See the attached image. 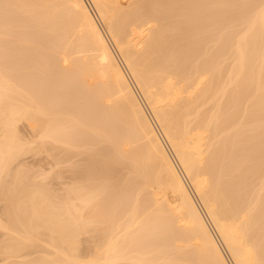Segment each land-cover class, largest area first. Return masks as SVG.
Masks as SVG:
<instances>
[{
  "label": "bare ground",
  "instance_id": "bare-ground-1",
  "mask_svg": "<svg viewBox=\"0 0 264 264\" xmlns=\"http://www.w3.org/2000/svg\"><path fill=\"white\" fill-rule=\"evenodd\" d=\"M92 1L97 17L88 0H8L26 11V20L16 9L3 12L4 21L0 17V174L19 148L15 123L28 110L33 111L32 125L39 129L42 142L48 140L60 148L70 145L76 140L74 131L71 139L66 136L70 129L79 130L78 139L82 135L92 147L114 142V164L131 161L136 176L117 188L107 182L112 189L107 185L111 191L104 201L98 186L85 180L69 185L61 206L42 190L28 201L16 200L17 206L9 203L13 207L8 206L7 212L20 210L12 218L25 225L26 233L6 247L17 253L21 264H173L175 251L186 264H264V195L254 197L251 179L259 176L264 165V0L251 1L256 6L252 14L243 13L253 5L244 1L243 7L249 5L239 12L242 18L237 0H138L130 11L123 0ZM98 18L107 24V33ZM241 19L246 27L239 35L236 22ZM18 21L26 31L18 24L16 28L26 36L17 32ZM18 33L25 36L20 41L34 45L29 44L40 54L36 56L44 68V62L47 67L55 64L53 53L58 48L70 44L68 52L76 53L73 59L62 53V63L70 62L69 69L61 68L62 88L68 90L66 112L56 105L60 92L51 88V79L23 71L21 44L12 40ZM208 49L213 50L211 56L204 55ZM199 52L207 58L200 59ZM253 80L259 85L254 92ZM255 92L260 93L257 101L252 99ZM251 99L254 103L247 106ZM212 100L216 103L210 111ZM243 100L252 121L243 112L239 119L261 122L254 124L262 130L250 128V136L245 133L247 127H236L241 120L234 121L236 109L232 107ZM52 102L57 108L50 106ZM228 108L235 111L224 116ZM227 128H234V133ZM60 159L55 165L58 173L63 169ZM116 165L109 169L120 164ZM2 182L0 192L5 188ZM4 191L12 201L10 192L15 191ZM110 207L126 210L122 221L111 220ZM3 221L0 215V227L9 229L10 225V231L19 226L12 219L7 226ZM99 226L104 231L101 244L90 258L80 257L76 237L84 230L95 233ZM43 228L60 258L53 260L50 255L52 262H26V254L20 253ZM157 235L162 236L160 242L155 241ZM146 240L149 249L145 250Z\"/></svg>",
  "mask_w": 264,
  "mask_h": 264
},
{
  "label": "rangeland",
  "instance_id": "rangeland-1",
  "mask_svg": "<svg viewBox=\"0 0 264 264\" xmlns=\"http://www.w3.org/2000/svg\"><path fill=\"white\" fill-rule=\"evenodd\" d=\"M244 1L245 2H251L252 0H237V11H238V14H239V16L242 14V9L244 8V7H246V6H248L249 5V3H248V5H247V3H246V6H244L243 7V5H245V3H244ZM9 2H10V0H9ZM8 2V0H6V1H4V0H0V9H2V11L0 10V13H2V15L3 16H0V17H2L3 19V21H4V16H6V14H7V10H13V11H15V9H16V11H17V14L19 13V15H20V18L22 19H25L26 20V17L24 18L23 17V15H24V9L21 7L20 9H19V7H18V5L16 6H14V4L15 3H13V4H11V3H9ZM89 2H90V4L92 5V7H93V9H94V11L93 12H95L94 14H95V16L97 17L98 15H97V7H95L94 5H95V3L93 4V1L92 0H89ZM123 2L124 3H126L125 5H124V8H126V10L127 11H130V10H132L134 7H135V5L137 4V2H138V0H123ZM243 2V3H242ZM252 2H254V0L252 1ZM251 2V3H252ZM256 2V1H255ZM9 3V4H8ZM258 3H261V2H258ZM89 4V5H90ZM253 5H250L251 7L249 8V7H246V9H247V11L246 10H243L244 12L243 13H245V12H249V11H251V12H249V13H253L254 12V10H251V9H255V7L256 6H254V3H252ZM13 5V6H12ZM239 5V6H238ZM241 5V6H240ZM257 5V4H256ZM260 4H258L257 6H259ZM16 7V8H15ZM18 7V8H17ZM91 7V6H90ZM253 7V8H252ZM10 8V9H9ZM22 9H23V11H22ZM245 9V8H244ZM6 11V14L5 13H3V12H5ZM20 11V12H19ZM253 11V12H252ZM241 14H240V13ZM25 13H26V11H25ZM245 14H248V13H245ZM26 16V15H25ZM19 18V19H20ZM241 18H242V15H241ZM21 19H20V21H21ZM239 19H240V17H239ZM24 20V21H25ZM243 20V21H242ZM20 21H18V23H15V28L17 27V24H18V26H19V22ZM98 21H99V23H100V25L102 26V28H103V30L107 33V31H108V27H107V24L103 21V20H101V19H99L98 18ZM239 20H237V22H236V25H237V23H238V26H236V27H238V28H236V29H238L237 31H236V29H235V31H236V33H239L242 29H244L245 30V27H244V25H246V23L244 22L245 20L244 19H241L239 22H238ZM22 22V21H21ZM21 22H20V24H21ZM164 21H162L161 23H163ZM243 22V23H242ZM23 23V22H22ZM103 23V24H102ZM157 24L156 23V26L158 27V26H161L162 24ZM32 24V23H31ZM33 25V24H32ZM153 25H155V24H153ZM155 26V27H156ZM4 27V26H3ZM20 28L19 29H21V27L22 26H19ZM30 27H31V25H30ZM156 27V28H157ZM5 28V27H4ZM129 28V27H128ZM17 29V28H16ZM241 29V30H240ZM21 30H25V29H21ZM129 30V29H128ZM19 30L17 29V32H18ZM26 31V30H25ZM243 31V30H242ZM19 32H21V31H19ZM23 33H24V31H22ZM21 32V33H22ZM225 32H226V29H225ZM27 33V32H26ZM19 34V33H18ZM17 34V35H18ZM25 34V33H24ZM241 34V32L239 33V35ZM20 36H18V37H21V38H16V34H14L13 36H15V38L16 39H12V37H11V39L12 40H17V42L18 43H20L21 44V48H18L17 46V48H18V53L21 55L22 53H23V55L21 56V58H22V62H23V71H26L27 72V74L28 73H31L32 75H34V76H38L39 74L41 75H44V76H47L48 77V79H51V88H55V90H56V93L57 92H60V96H59V99H60V104L59 103H57L56 105L59 107L58 109H61L62 110V112L63 111H67L68 110V103H67V98H66V96H67V93L68 92H66V90L67 89H63L62 88V84L61 83H63L64 84V77L62 78V75L61 74H63V71H62V69H64V67H66L67 69H69L70 68V62H69V64H68V62L67 63H65V64H63L62 62V58H65V56L63 57V54L65 55H67V59H69V58H71V57H73V55L75 56L76 55V53H69L68 51L69 50H71V48H69V47H71L70 46V44H68V46L66 45L65 46V48H58L57 50H59V51H57L56 49H54V50H56V52L54 51V56H55V58L57 57V59H54L53 61H55V62H52V64L53 63H55V64H53V65H49V67H47V65H46V62H44L45 64V68H47V69H45L44 68V66L42 65V63H43V61H42V63H41V61L40 60H38L39 59V57L38 56H40V54L39 53H35V51L37 52V50H32V48L34 47V45L32 44V43H30L29 41H26V40H23V41H20V39L22 40V39H24L23 37H25L26 36V34H25V36H23L22 37V35L21 34H19ZM28 35V34H27ZM207 35V34H206ZM204 36V35H203ZM14 38V37H13ZM73 38V37H72ZM19 40V41H18ZM72 40V39H71ZM71 40H69V43L71 42ZM26 42V43H25ZM16 43V41L14 42V44ZM18 43H16V44H18ZM209 43H211V42H209ZM208 43V44H209ZM23 44V45H22ZM26 44V45H25ZM29 44L32 46L33 45V47H31V46H29ZM211 44H214L213 42L211 43ZM211 44H209V46L211 45ZM219 44H220V42H219ZM205 45V44H204ZM29 46V47H28ZM203 46V45H202ZM206 46H207V44L205 45V47H204V51L208 48H206ZM212 46H214V45H212ZM211 46V47H212ZM219 46L218 44H216L215 45V48H217V47ZM64 47V46H63ZM35 48V47H34ZM215 48H214V50H215ZM20 49H22V50H20ZM27 49V50H26ZM64 49V50H63ZM203 49V48H202ZM211 49H213V48H211ZM218 49V48H217ZM31 50L32 51H34V53H32L31 52ZM209 50V52L207 51V52H205L206 54H204V55H206V56H209L210 55V53H212L213 52V50H211L210 51V49H208ZM62 51V52H61ZM64 51H66V52H64ZM27 52V53H26ZM202 52V51H201ZM201 52H199L200 54H202ZM55 53H57V54H55ZM63 53V54H62ZM67 53H69L70 55H68ZM209 53V54H208ZM27 54V55H26ZM39 54V55H38ZM79 54H82V53H78V55ZM199 54V55H200ZM202 54V58H200V59H206L207 57L206 56H204ZM36 55H38V56H36ZM58 55V56H57ZM198 55V54H197ZM33 56V57H32ZM53 56V57H54ZM77 56V55H76ZM75 56V57H76ZM211 56V55H210ZM0 57H1V55H0ZM74 57V58H75ZM200 57H201V55H200ZM32 58V59H31ZM196 58V57H195ZM194 58V59H195ZM71 59H73V58H71ZM197 59V58H196ZM199 59V58H198ZM199 59V60H200ZM204 59V60H205ZM30 60V61H29ZM199 60H197L198 62H199ZM221 61H222V59H220ZM36 61V62H35ZM70 61V60H69ZM195 61V60H194ZM0 62H2V60L0 59ZM33 62V63H32ZM41 63V65H40V63ZM71 62H72V60H71ZM201 62V61H200ZM227 62V61H226ZM226 62H224V64H228V63H226ZM38 63V64H37ZM51 63V62H50ZM194 63V62H193ZM2 64V63H1ZM37 64V65H36ZM48 64V63H47ZM39 65V66H38ZM55 65V66H54ZM61 66V67H59V66ZM63 65V66H62ZM53 66V67H52ZM258 66V65H257ZM41 67V68H40ZM51 67H52V69H51ZM56 67H58L57 69H55ZM69 67V68H68ZM34 68V69H33ZM42 68H44V69H42ZM59 68H60V72H59ZM62 68V69H61ZM65 68V71L67 70ZM224 68H225V66H224ZM39 71V72H35V71ZM22 71V72H23ZM53 71V72H52ZM56 71V72H55ZM223 71H225V70H223ZM223 71H222V73H223ZM50 72V73H49ZM55 72V73H54ZM24 73V72H23ZM52 73V74H51ZM25 74V73H24ZM29 75V76H32V75ZM37 74V75H36ZM60 74V75H59ZM223 75H224V73H223ZM33 76V77H34ZM57 77V78H56ZM62 80V81H61ZM254 80H256V79H254ZM254 80L252 81V83L251 84H253V85H250L251 86V90L254 88L255 89V87L257 88V86H259L257 83H256V81H255V83H253L254 82ZM55 84V85H54ZM53 85V86H52ZM250 86H249V88H250ZM56 87H58V88H56ZM50 88V89H51ZM254 89H253V92H254ZM55 90L53 91L54 93H55ZM59 90V91H58ZM63 90V91H62ZM68 91V90H67ZM249 91V93L251 92L250 91V89L248 90ZM256 91V90H255ZM263 91V90H262ZM262 91H259L260 93L262 92ZM62 92V93H61ZM252 92V94H254ZM257 92V91H256ZM256 92H255V94H256ZM260 93H258V94H256V95H254L253 97H252V99L253 98H255L254 100L255 101H257V97L256 96H259V94ZM58 94V93H57ZM251 94V93H250ZM249 94V95H250ZM262 94V93H261ZM56 95V94H55ZM250 97V98H251ZM250 100V101H245V100H243L242 102L244 103H240V104H238L237 106H233L232 108H235L236 109V114L238 115H236L235 114V120L234 121H236V120H238L239 118H240V116H243V113H244V115L245 116H247L251 111L249 110V113L246 111V108H247V106L249 105V106H251L250 105V103H254V102H252L253 100ZM248 100V99H247ZM214 101V102H213ZM75 102H76V99H75ZM246 102H247V106H246ZM64 103V104H63ZM214 103H216V100H212L211 102H210V105H209V108H207V105H205L206 107L204 108V109H206L207 108V110H210L211 111V107H213V105L212 104H214ZM56 106L53 102H52V104H50V106L52 107V106ZM243 105V106H242ZM57 106L55 107V108H57ZM242 106V107H241ZM62 107V108H61ZM231 107V106H230ZM237 107H240V108H237ZM242 108H244L243 110L244 111H246V112H244V111H241L242 110ZM250 108V107H249ZM252 108V107H251ZM32 109V108H31ZM65 109V110H64ZM67 109V110H66ZM229 109V108H228ZM226 110L225 112H227V114L225 113L224 114V116H226V115H228V112H232V110L233 111H235V109H229V110ZM239 109V110H238ZM30 110V109H29ZM33 110V109H32ZM57 110V109H56ZM148 110V109H147ZM238 111V112H237ZM241 112H243L241 115H239ZM29 113V114H28ZM31 113V114H30ZM245 113H248V114H245ZM62 114V113H61ZM33 116V111H31V112H28V110H27V113H26V117H24V119L22 118V119H20V121H18L17 122V124L15 123V125H17V129H18V132H19V135H20V138H21V142H20V145H19V148L17 147V149L18 150H16L17 152L14 154V156L13 157H10V160H8L7 162H8V164L6 165L5 164V168L2 170L3 172H1V174H0V180L2 179L3 180V184H4V186H5V188H1L2 189V191L0 192V215H1V217H2V220H4L3 221V223H5L4 225H6V223L8 222V220L10 219H12V221H14L15 219H13L14 218V215H15V213L17 214V212H18V210L19 209H17V207L15 208L16 210H17V212L14 210H12L11 211V209L9 210V212H10V214H9V212H7V210H8V206H11V204H9V203H13V205H15L16 204V200L18 201V199H21V200H27L28 201V197H30V195H32L33 193L34 194H36V195H39V194H37V193H39L38 192V190H42V191H44L45 192V194L46 195H50V196H52V198L53 199H55L56 201H57V204H59L60 206L61 205H63L64 204V202L66 201V199H67V190H68V187H69V185H71L72 183H74V182H85V180H86V184H87V181L88 182H92V184L95 186V187H97V189H98V191H99V193H100V199L102 200V201H104L105 200V198H106V196H107V194L111 191L110 189H112V187H113V185L115 186V187H113V188H117V187H119V186H121V184H123V185H125V184H127V183H129V180H132V178L134 179L135 178V176H136V172H135V170H134V168L133 169H131V167H132V163H131V165L129 164L130 162H128L127 160H125V161H122L121 163H119V164H117V165H119V166H117L116 164H114V162H113V160H114V156H113V151L115 150V148H113V146H116L115 145V143L114 142H108V141H106V142H104V143H108V144H101V145H105V146H101V145H99V144H97V147L99 148L100 146H101V149H105L104 151H101V149L99 148H97L96 147V145H95V151H96V153L94 152V149H93V147H92V145L90 144V143H87V141L86 140H84L83 138H85V137H83L82 135H81V139L82 140H80V138L78 139V136H77V134L79 133V130L77 131V129H75V130H72V129H70L69 131H67V134H66V136L67 137H69L70 138V136H71V138H72V132L74 131L75 132V135H74V133H73V136H75L76 137V140H74V141H77V140H80V141H77V142H75V143H73L74 141L72 140V145L70 144H66L67 146H64L63 145V148H60L61 147V145H56V144H53L51 141H46V142H42L40 139H39V129H37V128H34L33 127V122L31 121L32 120V117L30 118V116ZM28 116V117H27ZM56 116H59L58 115V113H57V115ZM236 116H237V118H236ZM250 118H251V116H250V114L248 115ZM255 115H253V117H254ZM244 117V116H243ZM249 117L248 118H244L245 120L242 122V120L243 119H239L238 121H240L239 123L240 124H238V125H240V126H238L237 124H236V127H242V128H246V132L245 133H251V130H250V128H252L253 129V131H254V129L256 128V126H257V124L255 125L254 123L255 122H257V120L255 121L254 119V122H250V123H248L249 121H252V118H251V120H249ZM242 118V117H241ZM29 119V120H28ZM247 120H249V121H247ZM238 121H236V123L238 122ZM246 121V123L247 124H245L244 122ZM154 122V121H153ZM235 123V122H234ZM258 123V122H257ZM261 123V122H260ZM260 123H258L259 125H260ZM244 124H245V126H244ZM263 124V123H262ZM234 125L235 124H233L232 126L234 127ZM155 126H156V123H155ZM231 126V127H232ZM255 126V127H254ZM235 127V128H236ZM261 127L263 128L264 127V125H261ZM261 127H259V126H257V128H259V130H262V128ZM248 128H249V130H248ZM228 129V128H227ZM243 130V129H242ZM248 130V131H247ZM0 131H1V129H0ZM225 131H228V133H231V132H233V131H235V129L234 128H231L230 130L228 129V130H225ZM245 131V130H244ZM243 131V132H244ZM252 131V132H253ZM255 132H256V129H255ZM0 133H2V131L0 132ZM228 133H224V134H228ZM234 133V132H233ZM224 134H223V136H224ZM252 134H254V133H252ZM256 134V133H255ZM258 134H259V132H258ZM262 134V133H261ZM70 135V136H69ZM78 135H80V133L78 134ZM222 135V134H221ZM249 136L251 135V134H248ZM248 135H247V137H248ZM80 137V136H79ZM220 137H222V136H220ZM263 137V136H262ZM70 138V139H71ZM250 138H252V137H250ZM87 139V138H86ZM253 139H255V138H253ZM257 140V139H256ZM256 140H254V142L256 141ZM71 141V140H70ZM86 141V142H85ZM83 142H85V143H83ZM89 142V141H88ZM113 144V146H112V144ZM137 143V142H136ZM136 143H134V145H136ZM249 143H250V141H249ZM87 144H90L91 145V147H90V145L88 146ZM111 144V145H110ZM252 143H250L249 145H251ZM109 145V146H108ZM87 147H89V148H87ZM112 148V149H111ZM93 149V150H92ZM110 150H111V152H110ZM113 150V151H112ZM99 151L100 152H102L103 154L101 155L100 153H99ZM105 151H107L106 153H105ZM93 152V153H92ZM99 153V154H98ZM108 153V154H107ZM111 154V155H110ZM106 155V156H105ZM110 155V156H109ZM106 157V158H105ZM107 157H108V159H107ZM111 157H113V159L111 158ZM58 158L60 159V158H62V159H60L61 161H62V170H61V174L60 173H58L59 171H60V168H58V169H56V167H55V165L57 164L56 163V161L58 160ZM57 159V160H56ZM58 162V161H57ZM264 164V163H263ZM112 165H116L117 167L115 168V170L114 169H109V167L110 166H112ZM58 167V166H57ZM110 168H113V166L112 167H110ZM263 168V169H262ZM262 168H261V170H259V176H258V173H257V178H256V175H255V178L253 179V178H251L253 181V187H252V182H251V187H252V191H253V195H254V197L255 196H257L258 194H262V195H264V188L261 186V182H264V165L262 166ZM116 169H118V170H116ZM114 172H113V171ZM133 170V171H132ZM262 170H263V172H262ZM95 172L97 173L96 175H95ZM133 172V173H132ZM260 172H262V173H260ZM91 173V174H90ZM93 173V174H92ZM104 173V174H103ZM106 173V174H105ZM115 176H114V175ZM132 174V175H131ZM89 175H91V176H89ZM79 177V178H78ZM100 178V179H99ZM108 178V179H107ZM111 178V180H109ZM90 179V180H89ZM106 179V180H105ZM119 179V180H118ZM77 180V181H76ZM115 180V181H114ZM112 182L111 183V188L109 187V185L107 184V182ZM120 182V183H119ZM127 182V183H126ZM114 183V184H113ZM76 184H79V183H76ZM81 184V183H80ZM83 184V183H82ZM98 184V185H97ZM73 185V184H72ZM71 185V186H72ZM85 185V184H84ZM107 185H108V187L110 188H108L107 187ZM118 185V186H117ZM264 185V184H263ZM117 186V187H116ZM12 188L13 189V192L14 193H12V192H10L11 193V195L12 194H14V196H13V198L11 199L12 201H8L7 200V198H9V197H11L10 195H9V197H7L8 196V192H6V191H4V189H10V188ZM262 187V188H261ZM17 189V190H14V189ZM69 189H70V187H69ZM150 189V188H149ZM148 189V191H151V190H149ZM69 191V190H68ZM35 192H37V193H35ZM145 192H147L146 190H144V193ZM40 194H44L43 192H40ZM261 195V196H262ZM10 199V198H9ZM20 201V200H19ZM24 201H22V203H23ZM126 203H128V202H126ZM7 204H9V205H7ZM24 204H27V203H24ZM18 205V202H17V204H16V206ZM128 205H131L130 204V202H129V204ZM127 205V206H128ZM27 206H29L28 204H27ZM127 206H126V210H127ZM7 207V208H6ZM11 207H13V206H11ZM10 207V208H11ZM15 207V206H14ZM24 207H26V206H24ZM24 207H22L23 209H24ZM30 207V206H29ZM29 207H26V210H27V208H29ZM128 208H129V206H128ZM154 208V207H153ZM23 209H21V210H23ZM109 209H111V207L109 208ZM125 209H123L122 211H121V209L119 208L118 210H116V211H114L113 209H111L110 211H108V212H110L111 213V217L113 218V219H111V220H114V218H115V220H116V222H115V220L113 221V222H115L116 224H117V220H118V222H120V221H122L123 219L122 218H124V215H126V210ZM130 209V208H129ZM128 209V210H129ZM28 210H30V209H28ZM154 210V209H153ZM20 211V210H19ZM112 211H113V213H112ZM28 212V211H27ZM109 213V214H110ZM23 213H21V215H22ZM13 217V218H12ZM22 217V216H21ZM16 218V217H15ZM23 218V217H22ZM120 218L122 219V220H120ZM21 220V219H20ZM24 220V219H23ZM25 220H26V218H25ZM12 221L10 222L11 224H12ZM15 223L17 222V220L16 221H14ZM13 222V223H14ZM113 222H111L112 224H113ZM20 223H22V222H18V223H16V225H19V226H15L14 227V229L16 230V229H18L17 231H19L20 232V234H18V233H16L15 232V230H12V231H10L11 229H10V225L7 227V228H9V229H4L3 228V226H2V228L0 227V264H16V262L18 261V263L20 262V259L21 258H19L18 256H17V253L16 252H14L13 251V249L12 250H10V249H8L6 246H8V244H10V243H14V244H16V242L18 243L20 240H22V237H23V234H25L26 233V231H25V225L22 223V225L20 224ZM9 224V223H8ZM7 224V225H8ZM6 225V226H7ZM12 226V225H11ZM14 226V225H13ZM24 228H23V227ZM101 226H99L97 229H99ZM103 228V227H102ZM101 228V229H102ZM8 230V231H7ZM104 230V229H103ZM41 232H40V234H38V235H36L35 237H34V239H33V243H32V245L31 244H29L28 246H26L25 247V249H23V251H22V253H20V254H26V262H29V261H35V260H40V261H43V262H50L52 259L53 260H55V259H59L60 258V255H56L55 256V254H56V249L52 246V245H50V242H52V240H51V237H50V234H49V232H48V230L45 228H43V229H41L40 230ZM84 231H86V232H84ZM83 232L82 231H80V233H79V235H78V237H76V239L78 240V243L76 244L77 245V251L79 252V256L80 257H84L85 256V258L84 259H86V257H87V259L88 258H90L91 256L90 255H92V254H94V248H96L95 246H97V244L99 245V244H101V243H99L100 242V239H102V235H103V233L102 232H104V231H102V230H96V231H94L95 233H93V231L92 232H88L87 230H84ZM91 231V230H90ZM25 232V233H24ZM22 235V236H21ZM160 236V235H159ZM159 236L157 235L156 237H155V241H157V242H160V241H158V239H161L162 238V236L159 238ZM77 240H76V242H77ZM162 240V239H161ZM57 242L59 241L58 239L56 240ZM148 241H150V240H148ZM102 242V241H101ZM145 242H147V240L145 241ZM162 242V241H161ZM180 243H178V242H176L177 244H181V243H183V242H181V241H179ZM56 243V242H55ZM169 243H171V242H169ZM56 244H60V242L59 243H56ZM148 244H149V242H147V244L145 243V250H146V247H148ZM174 245H172V250H175L174 248H173V246H176V244L175 243H173ZM151 248V247H150ZM148 249H149V247H148ZM224 249V248H223ZM96 251V250H95ZM224 251H225V249H224ZM91 252H92V254H91ZM171 252H173V251H171ZM16 254V255H15ZM19 253H18V255H20ZM90 254V255H89ZM172 254V257L174 258V261L172 262L173 264H186L185 263V261H183V257L182 256H180L179 254L177 255V253H176V251H175V253L173 252V253H171ZM175 254V255H174ZM51 255V258H49V256ZM90 257H89V256ZM176 256V257H175ZM177 257H178V259H177ZM179 257L182 259L181 261H178V260H180L179 259ZM48 258V259H47ZM176 259V260H175ZM25 260V259H24ZM230 261V260H229ZM21 262H23V261H21ZM21 262H20V264H21ZM52 262V261H51ZM183 262V263H182ZM231 262V261H230ZM17 263V264H18ZM23 264V263H22ZM48 264V263H47ZM149 264V263H148ZM159 264H161V263H159ZM231 264H232V262H231Z\"/></svg>",
  "mask_w": 264,
  "mask_h": 264
},
{
  "label": "built area",
  "instance_id": "built-area-1",
  "mask_svg": "<svg viewBox=\"0 0 264 264\" xmlns=\"http://www.w3.org/2000/svg\"><path fill=\"white\" fill-rule=\"evenodd\" d=\"M88 3L90 4V2H89V0H88ZM90 6H91V8H92V10H93V7H92V5L90 4ZM94 11V10H93ZM95 13V12H94Z\"/></svg>",
  "mask_w": 264,
  "mask_h": 264
}]
</instances>
